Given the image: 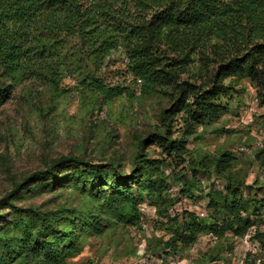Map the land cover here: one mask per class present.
<instances>
[{"label": "rangeland", "instance_id": "1", "mask_svg": "<svg viewBox=\"0 0 264 264\" xmlns=\"http://www.w3.org/2000/svg\"><path fill=\"white\" fill-rule=\"evenodd\" d=\"M227 42L215 37L202 42L185 71L150 89L125 70L118 52L101 73L93 72L88 59L74 72L41 61L19 82L0 69V231L9 238L22 233L19 221L28 207L53 216L56 210L78 212L93 205L81 185L70 181L46 185L36 180L35 174L56 160L83 156L132 174L143 150L145 158L160 160L169 175V192L177 198L170 213L212 209L210 193L215 199L223 195L217 188L211 191L214 177L239 182V197L248 199L251 209L262 211L250 216L246 244L241 241L244 236L202 230L190 247L181 249L176 264H246L244 253H250L247 264L254 259L264 264V96L258 94L262 89L243 74H230L222 79L225 95L217 118L194 122L182 110L183 98L192 103L199 89L210 86L222 64L235 57L240 60L251 46L236 48L233 41ZM158 54L166 56L162 63L176 59L175 49L164 44ZM93 75L103 81L104 89H93ZM117 84L119 90L107 92ZM180 138L185 140L180 154L163 148L162 144ZM219 158L227 161L217 167ZM192 168L197 173L196 188L194 196L187 197L180 190L186 178L192 180ZM118 211L124 218L137 214L130 204ZM100 215L109 221L107 228L98 235L81 232L78 251L66 259L69 264H170L169 255L159 250L162 244L157 238L162 231L153 217L143 215L128 224L112 210ZM28 264L40 263L32 258Z\"/></svg>", "mask_w": 264, "mask_h": 264}, {"label": "trees", "instance_id": "2", "mask_svg": "<svg viewBox=\"0 0 264 264\" xmlns=\"http://www.w3.org/2000/svg\"><path fill=\"white\" fill-rule=\"evenodd\" d=\"M214 37L223 43L233 41L236 48L251 46L240 60L235 57L222 64L210 86L199 89L192 103L181 100L182 110L194 122L217 118L225 95L222 79L230 74L255 81L262 89L259 96H264V0H0V69L13 82L21 81L41 61L74 72L88 59L93 72L101 73L118 52L125 70L150 89L173 81L178 72L185 71L195 48ZM162 44L175 49L173 62L162 63L166 57L158 54ZM93 78V89H104L103 81ZM119 88L117 84L107 92ZM162 146L177 155L185 150V140H170ZM142 151L132 174L83 156L62 157L35 174L46 185L60 181L81 185L93 205L78 212L56 210L53 216L32 207L24 209L25 216L19 221L22 233L9 238L0 231V264H28L32 258L40 264H69L66 259L78 251L81 232L98 235L107 228L109 221L101 218V212L112 210L123 222L135 224L144 217L139 209L142 202L154 208L153 220L162 231L157 243L162 244L163 255L190 247L202 230L243 237L252 225L250 216L262 212L239 197V182L227 179L219 199L210 193L213 210L208 206L210 213L206 209L205 216L187 209L170 213L177 198L169 192V175L164 174L160 160L145 158ZM225 161L219 158L215 166ZM192 171V180L186 178L180 190L187 197H193L196 188L197 173L195 168ZM123 204L133 206L137 214L124 218L118 211ZM249 255L243 260L246 264Z\"/></svg>", "mask_w": 264, "mask_h": 264}, {"label": "built area", "instance_id": "3", "mask_svg": "<svg viewBox=\"0 0 264 264\" xmlns=\"http://www.w3.org/2000/svg\"><path fill=\"white\" fill-rule=\"evenodd\" d=\"M136 81L140 82L139 79H137ZM211 184H212L213 189L217 188L219 190H224L225 182L223 180L219 179L218 177L212 178ZM139 209H140V212L142 215H146L149 218L154 217V208L152 206H150L148 203H146V202L140 203ZM200 211L201 212H198V214L203 215V216L206 215V209L205 208L201 209ZM249 237H250V234H246L243 238H241V241L246 244L249 240ZM244 256H245V253H244L243 257ZM180 257H181L180 252L176 253V254H169L170 264H176Z\"/></svg>", "mask_w": 264, "mask_h": 264}]
</instances>
